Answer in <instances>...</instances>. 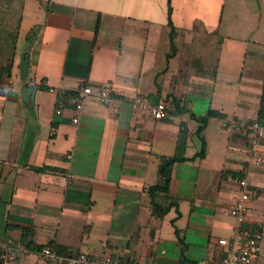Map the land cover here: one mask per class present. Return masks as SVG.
Returning a JSON list of instances; mask_svg holds the SVG:
<instances>
[{
    "label": "crops",
    "instance_id": "crops-1",
    "mask_svg": "<svg viewBox=\"0 0 264 264\" xmlns=\"http://www.w3.org/2000/svg\"><path fill=\"white\" fill-rule=\"evenodd\" d=\"M227 1L170 0L168 16L166 0H0V69L9 71L0 87V243L16 251L0 264H47L37 247L49 242L92 259L224 264L218 240L234 233L229 208L242 189L251 194L242 225L260 232L264 264V165L249 163L240 128L212 117L201 140L194 118L257 116L264 12L238 28L241 13L226 12ZM80 86L93 93L73 124L72 107L56 113L48 88ZM100 88L110 91L104 102ZM135 97L164 101L166 117L133 109ZM160 157L177 160L168 194L155 197L173 202L159 218L146 188L159 181Z\"/></svg>",
    "mask_w": 264,
    "mask_h": 264
},
{
    "label": "built area",
    "instance_id": "built-area-1",
    "mask_svg": "<svg viewBox=\"0 0 264 264\" xmlns=\"http://www.w3.org/2000/svg\"><path fill=\"white\" fill-rule=\"evenodd\" d=\"M6 78L4 74H0V87ZM50 93L55 95V112L60 113L61 110L69 105L73 109L71 122L77 124L83 109L84 100L93 92L90 86H80L73 95L65 98L67 90L63 88H48ZM96 96L99 101L104 102L110 96V91L106 88L97 90ZM131 107L146 110L155 120H162L166 117L165 102L160 100L155 104H150L145 98L135 97L130 101ZM224 129L237 130L240 127L236 120L221 121ZM251 132L248 135L249 140V163L253 166L264 165V148L261 140L264 137V127L253 122L250 126ZM70 157V155H67ZM69 176H73L70 174ZM241 187L246 186V179H237ZM251 200V194L248 190L242 189L239 196L229 208V214L235 220L234 233L229 238L218 240L220 245L227 248V255L224 264H258V253L260 250L261 234L259 231L242 225L245 215L248 212ZM39 254L45 258L47 264H138L136 262L121 260L108 254L98 259L90 258L86 253H79L75 256L62 255L49 246H43L38 250ZM16 257V251L3 243H0V259L5 261L13 260ZM198 264H210L208 260H202Z\"/></svg>",
    "mask_w": 264,
    "mask_h": 264
},
{
    "label": "trees",
    "instance_id": "trees-1",
    "mask_svg": "<svg viewBox=\"0 0 264 264\" xmlns=\"http://www.w3.org/2000/svg\"><path fill=\"white\" fill-rule=\"evenodd\" d=\"M166 1H167V14L169 16L170 12H171L170 0H166ZM168 23H169V26L171 29L170 30V41H171V48H172V52H173L174 45L172 42V35H173L174 28L172 27L170 18L168 19ZM35 37H36V29L34 28V29H31V31L27 34V37H26L28 47L30 46L32 40L35 39ZM25 56H27V53H25ZM170 56H171V54L167 55V57H170ZM0 74H4L6 77H8L9 76L8 68L0 69ZM73 93H74V91H68L66 93L65 98L72 96ZM166 109H167V107H166ZM212 117H219V118H221V121H223V120L226 121L224 119V115L221 112H218L215 110H208L206 115L203 117H199V118L194 117L200 123L196 132L200 136L201 140H202L201 131L203 130L205 124L207 123V120L212 118ZM253 122H256L261 127H264V78H263L261 94H260V104H259V108H258V112H257V116H256L255 120L246 121V122H243L242 124L238 123L241 127L240 128V130H241L240 134H242L247 139H248V135L251 132L250 126L252 125ZM203 152H204L203 148H201L200 156H203ZM176 160L177 159L174 157H160L159 163H158L159 181L156 184L151 185V186L146 188L148 195L150 197L152 212L155 215V217H159V218L162 217L168 211V209L172 206L173 202H169L167 205L159 204L155 200V197H156L157 193H164L165 195L168 194V187H169V181H170V176H171V167ZM41 169H42L41 167H33L34 171H40ZM27 234L28 233H27L26 229H23V239L27 240V236H26ZM43 246H49L52 249H54L56 252H58L59 254H62V255L75 256V255L79 254V253L78 254H69V253H67V249L65 247H63L62 245H59V244H54L53 242H49L45 245L38 246L37 248L40 249ZM132 262H134V261H132Z\"/></svg>",
    "mask_w": 264,
    "mask_h": 264
},
{
    "label": "rangeland",
    "instance_id": "rangeland-1",
    "mask_svg": "<svg viewBox=\"0 0 264 264\" xmlns=\"http://www.w3.org/2000/svg\"><path fill=\"white\" fill-rule=\"evenodd\" d=\"M233 11L236 14L241 13V18L240 16L238 17L237 15L235 16V20H233L234 26H237L238 28L241 27L245 22H249V17L253 14V12H264V0H233V3H231L230 0L227 1L226 3V8L225 11ZM256 20L259 21L260 17L257 15L255 16ZM254 20V19H253ZM252 20V21H253ZM254 27V30L257 31L259 28L257 25L252 24ZM252 28V27H250ZM256 31H251L250 36L252 38H257L261 39L263 36H257ZM256 35V36H255Z\"/></svg>",
    "mask_w": 264,
    "mask_h": 264
}]
</instances>
